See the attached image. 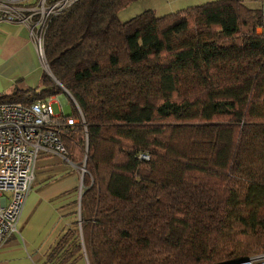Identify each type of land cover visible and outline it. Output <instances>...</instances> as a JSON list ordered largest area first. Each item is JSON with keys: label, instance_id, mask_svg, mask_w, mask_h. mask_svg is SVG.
Returning a JSON list of instances; mask_svg holds the SVG:
<instances>
[{"label": "trees", "instance_id": "1", "mask_svg": "<svg viewBox=\"0 0 264 264\" xmlns=\"http://www.w3.org/2000/svg\"><path fill=\"white\" fill-rule=\"evenodd\" d=\"M133 1L75 0L46 29L52 76L0 94L28 105L65 89L63 115L80 118L75 101L84 118L58 128L65 157L85 156L87 172L78 219L46 261L74 264L82 245L88 264H218L264 251L262 9L211 0L120 21Z\"/></svg>", "mask_w": 264, "mask_h": 264}, {"label": "crops", "instance_id": "2", "mask_svg": "<svg viewBox=\"0 0 264 264\" xmlns=\"http://www.w3.org/2000/svg\"><path fill=\"white\" fill-rule=\"evenodd\" d=\"M33 1L25 0V4ZM204 2L135 0L125 6L136 5L126 16L132 17L146 9L165 15L164 12H172L175 8L183 9V6ZM122 9L117 13L119 20L123 18L120 17ZM257 31H264V28H257ZM42 71L27 28L22 24L0 22V94H9L16 87H35ZM59 99L63 102L62 94ZM78 184L79 173L74 162L52 153L38 157L34 180L18 218L17 232L0 247V264H40L43 261L52 264L46 258L34 260L33 256L37 253L41 254L36 258L47 256L64 231L78 219Z\"/></svg>", "mask_w": 264, "mask_h": 264}, {"label": "built area", "instance_id": "3", "mask_svg": "<svg viewBox=\"0 0 264 264\" xmlns=\"http://www.w3.org/2000/svg\"><path fill=\"white\" fill-rule=\"evenodd\" d=\"M74 1L35 0L25 4V0H0V22L22 24L27 28L38 61L50 76L52 74L44 53L46 29L50 20ZM62 94L64 97L72 98L65 89ZM51 102V97L37 99L28 105L19 102H0V247L17 232L18 218L34 180L38 157L52 153L66 159L65 146L58 135V128L62 124H73L78 120L84 122L75 101L73 102L80 113V118H65L62 112L54 113ZM84 141L86 152L85 130ZM140 157L147 159L148 156L141 154ZM75 167L79 173L78 194L81 196L85 189L83 176L87 172L85 156L82 164ZM225 264H264V251Z\"/></svg>", "mask_w": 264, "mask_h": 264}, {"label": "rangeland", "instance_id": "4", "mask_svg": "<svg viewBox=\"0 0 264 264\" xmlns=\"http://www.w3.org/2000/svg\"><path fill=\"white\" fill-rule=\"evenodd\" d=\"M173 1V0H172ZM203 1H210V0H203ZM248 6L250 7H253V8H262L264 9V0H243ZM136 5H129L128 7H125L122 9L121 11V15L120 17H123L120 21H126L127 19H129L130 17L126 16V15H129L127 13H129ZM187 6H183L182 8H185ZM138 8H136L135 10L133 11H136ZM176 9H180V8H175V10L173 11H177ZM172 11V12H173ZM172 12H164L165 13H172ZM140 13V12H138ZM156 14V13H155ZM136 15V14H134ZM157 15V14H156ZM62 93H59V94H56V95H53L51 96V108L53 110L54 113H60L62 112L63 114H69L71 113L72 111V105L70 103V101L68 100V97H64V100L63 102L60 101L59 99V96L61 95ZM80 134V135H79ZM79 135V139H80V142H81V133H78L77 136ZM82 146H83V153H85V141H84V133H82ZM80 230V229H79ZM82 244H83V241H82ZM255 253V252H254ZM253 253V254H254ZM41 253H37V255L34 257L33 256V259L34 260H37V259H44L46 258L45 257H38L36 258L37 256H39ZM78 261H76L74 264H88V259H87V254L85 252V249L83 247V245L81 246V252H80V255L78 256ZM42 261V260H41ZM47 262L43 261L42 263L40 262V264H46ZM32 264V263H31ZM203 264H211L209 262H205Z\"/></svg>", "mask_w": 264, "mask_h": 264}, {"label": "water", "instance_id": "5", "mask_svg": "<svg viewBox=\"0 0 264 264\" xmlns=\"http://www.w3.org/2000/svg\"><path fill=\"white\" fill-rule=\"evenodd\" d=\"M62 96L64 97V95H63V94H62ZM225 263H227V262H225ZM225 263H224V264H225ZM218 264H223V263H218Z\"/></svg>", "mask_w": 264, "mask_h": 264}]
</instances>
